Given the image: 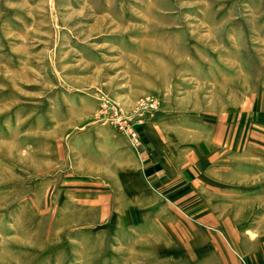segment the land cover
<instances>
[{
  "label": "rangeland",
  "instance_id": "374dc122",
  "mask_svg": "<svg viewBox=\"0 0 264 264\" xmlns=\"http://www.w3.org/2000/svg\"><path fill=\"white\" fill-rule=\"evenodd\" d=\"M0 264H264V0H0Z\"/></svg>",
  "mask_w": 264,
  "mask_h": 264
}]
</instances>
